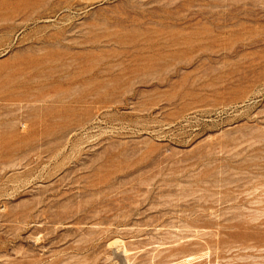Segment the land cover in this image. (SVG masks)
<instances>
[{"label": "rangeland", "instance_id": "374dc122", "mask_svg": "<svg viewBox=\"0 0 264 264\" xmlns=\"http://www.w3.org/2000/svg\"><path fill=\"white\" fill-rule=\"evenodd\" d=\"M0 264H264V0H0Z\"/></svg>", "mask_w": 264, "mask_h": 264}]
</instances>
